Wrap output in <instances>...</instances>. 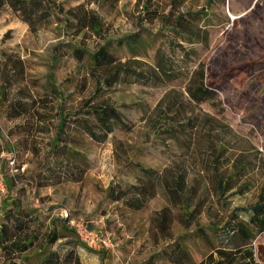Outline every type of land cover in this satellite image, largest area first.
I'll use <instances>...</instances> for the list:
<instances>
[{
    "label": "rangeland",
    "instance_id": "1",
    "mask_svg": "<svg viewBox=\"0 0 264 264\" xmlns=\"http://www.w3.org/2000/svg\"><path fill=\"white\" fill-rule=\"evenodd\" d=\"M58 1L68 9L86 0ZM89 7L98 13L111 38L139 29L159 31L163 37L156 47L172 36L160 18L153 24L149 20L153 13L145 11L157 12L159 17L172 9L174 15L199 13L198 24L209 31V42L190 46L194 49L191 65H205L218 99L200 106L186 104L184 113L188 112L186 119H193L194 130L180 133V141H166L151 130L155 109L169 90L184 91L185 82L166 88L116 86L104 97L122 112L129 128L117 127L105 142H96L73 123V115L96 91L90 67L76 61L66 48L60 60H53L54 49L71 41L72 31L54 19L32 32L5 6L0 14V207L8 202L9 208L20 199L24 210L35 211L41 219L42 232L52 217L83 225L92 233L89 242L77 232L54 249H75L89 264H173L163 254L170 240L193 232L198 225L207 226L215 214L225 217L234 207L256 204L264 195V0H105ZM8 31L10 37L4 40ZM86 43L93 51L100 41L89 38ZM153 54L150 51L148 62H153ZM116 55L129 56L120 51ZM50 76L63 103L52 90ZM15 100L29 109L20 118L10 114L9 103ZM189 100L185 95L182 103ZM60 108L68 113L66 130L71 136L64 137L65 147L55 156L51 151ZM215 160L219 169L214 168ZM131 162L161 177L156 196L140 210L114 201L108 193L112 185L138 183ZM215 174L231 182L225 195L217 189ZM180 176L186 187L172 194L167 184L176 189ZM188 205L199 218L186 230L182 220ZM164 208L169 209L165 214ZM164 223L167 230L161 229ZM104 237L111 239L112 247L100 242ZM259 241L264 244V238ZM189 244L199 264L207 248L203 243ZM3 259L0 252V263ZM30 260L36 264V258Z\"/></svg>",
    "mask_w": 264,
    "mask_h": 264
},
{
    "label": "trees",
    "instance_id": "2",
    "mask_svg": "<svg viewBox=\"0 0 264 264\" xmlns=\"http://www.w3.org/2000/svg\"><path fill=\"white\" fill-rule=\"evenodd\" d=\"M102 1L105 0H86L66 9L58 0H0V14L5 6L10 7L15 15L29 25L32 32L39 31L54 19L63 24L66 30L72 31V40L54 49L53 60H60L61 56L65 55L61 51L66 48L76 61L90 67V75L96 82V91L92 98L83 103L80 111L73 115V123L74 127L88 134L96 142H105L117 127L126 130L129 128L122 112L104 97L107 90L131 84L166 88L176 81H184V91L171 89L160 100L151 125V130L157 138L180 141V133L187 135L189 130H194L191 123L193 119H186L188 112L184 113V106H200L218 99L215 86L208 81L205 65L200 63L196 68L191 65L194 49L190 46L209 42V31L198 24L199 13L174 15L172 9L159 17L157 12L145 11L146 14L153 13L149 18L153 24L160 18L162 26L172 36L166 37L164 44L160 43L156 47L159 37H163L159 31L152 34L147 29H139L119 38L108 36L104 22L98 13L89 7L92 3ZM10 33L8 31L5 34L4 40L10 37ZM89 38L100 41L93 51L86 43ZM152 50L153 62H148L146 58H149ZM117 51L127 52L129 56L123 59L116 55ZM49 80L52 90L63 103L65 100L56 81L52 76ZM6 92L4 88V96ZM185 95L190 100L182 103ZM9 104L12 118H20L29 110L25 103L18 104L16 100ZM59 117L58 132L51 151L55 156L59 148L65 147L64 137L71 136L66 130L68 113L60 108ZM129 164L139 174L138 183L127 187L112 185L108 193L114 201L140 210L156 196L161 177L157 172L139 163ZM55 166L60 164L55 162ZM214 168L219 169V160H215ZM215 175L219 180L217 189L221 195H225L231 189V182L218 179V174ZM179 180L176 189L167 184L172 194L176 190L185 189L184 176H180ZM175 198L174 195L171 199ZM2 204L5 208L0 207V252L4 259L0 264H31V258L37 259L36 264H89L75 249H54L60 240L77 234L70 218L52 217L47 230L42 232L41 219L36 218L35 211L24 210L20 199L13 200L9 208L8 202ZM189 209V205L185 206L182 220L186 230L199 218ZM168 210L164 208L162 212L165 214ZM195 213H198V209ZM209 213L213 214L211 206ZM167 220L165 215L164 221ZM167 228L165 223L161 225L162 230ZM260 238H264V195H260L256 204L234 207L225 217L220 213L215 214L207 226L198 225L193 232L177 240H170L163 254L173 264H196L189 244L192 241L203 243L207 248L206 255L199 264H264V244L259 243ZM66 244L75 245L76 241H68ZM80 244L89 248L83 241H80Z\"/></svg>",
    "mask_w": 264,
    "mask_h": 264
},
{
    "label": "built area",
    "instance_id": "3",
    "mask_svg": "<svg viewBox=\"0 0 264 264\" xmlns=\"http://www.w3.org/2000/svg\"><path fill=\"white\" fill-rule=\"evenodd\" d=\"M71 225L75 227L76 231L79 233L80 237L83 241L89 242L92 237V233L85 231L83 225L76 224L74 221H71ZM101 243H103L106 247H112V242L109 237H104L103 239H99Z\"/></svg>",
    "mask_w": 264,
    "mask_h": 264
},
{
    "label": "bare ground",
    "instance_id": "4",
    "mask_svg": "<svg viewBox=\"0 0 264 264\" xmlns=\"http://www.w3.org/2000/svg\"><path fill=\"white\" fill-rule=\"evenodd\" d=\"M231 16H232L233 18H236V17H235L234 15H232V14H231Z\"/></svg>",
    "mask_w": 264,
    "mask_h": 264
}]
</instances>
